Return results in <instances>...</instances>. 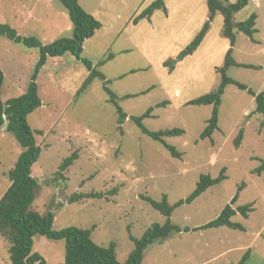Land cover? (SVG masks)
I'll return each instance as SVG.
<instances>
[{"label": "rangeland", "instance_id": "374dc122", "mask_svg": "<svg viewBox=\"0 0 264 264\" xmlns=\"http://www.w3.org/2000/svg\"><path fill=\"white\" fill-rule=\"evenodd\" d=\"M153 0H79L102 26L83 42L82 56L108 80L116 102L129 116L153 107L142 123L151 131L182 128L180 135L164 140L180 151L173 157L156 140L140 131L128 117L117 127V113L103 81L93 78L77 95L88 70L71 53L48 56L36 82L41 104L27 115L41 150L31 167L39 186L33 208L54 212L53 228L92 227L100 245L116 244L115 253L124 263L134 247L129 235L139 238L153 223L166 216L141 198L146 195L169 204L186 197L200 174L216 176L225 167L226 178L211 185L191 203L173 209L169 219L180 227H197L214 219L238 191L233 206L251 203L247 217L236 213L231 220L243 230L221 225L173 233L146 247L140 264H235L247 248L246 264H264V116L255 110V100L246 90L228 83L218 107V128L211 138H200L212 105L187 102L215 89L216 71L229 46L222 34V16L217 13L201 45L178 61L171 72L164 65L174 58L206 20V0H164L167 13L153 12L149 19L133 18ZM234 2L235 0H229ZM256 14L254 38L235 32L232 57L260 68L230 66L226 74L254 92H264V0H249L234 14L236 21ZM0 23H7L21 36H36L43 44L71 34V22L57 0H0ZM109 54L111 58L99 62ZM38 49L28 48L0 35V69L4 79L1 100L22 94L38 59ZM125 95H129L126 97ZM165 101V105L156 104ZM242 130L238 147L233 140ZM77 158L63 172L56 171L71 152ZM21 147L15 136L0 130V195L9 183ZM243 184L241 190L238 187ZM105 192V197L68 203L74 192ZM9 242L0 234V264H11ZM33 250L47 264H64V243L36 235Z\"/></svg>", "mask_w": 264, "mask_h": 264}, {"label": "trees", "instance_id": "16d2710c", "mask_svg": "<svg viewBox=\"0 0 264 264\" xmlns=\"http://www.w3.org/2000/svg\"><path fill=\"white\" fill-rule=\"evenodd\" d=\"M65 10L71 22V34L69 36H60L49 43L43 44L36 36H21L16 29L7 23H0V35H4L17 43H21L28 48L38 49V59L30 74L26 90L16 96L7 99L5 102L1 100V85L4 79L2 70L0 69V130L5 126L15 136L21 147L14 165L8 171L9 183L0 195V234L9 242L8 256L11 264H47L44 257L37 251L33 250L34 238L41 235L49 240H62L64 243V264H140L143 258V252L146 247L154 242H161L173 233L190 230H198L209 227H217L226 225L230 228L241 229L240 223L231 220L236 213L247 217L252 204H244L233 206L238 198V191L231 197L221 209L220 213L207 223L189 228L187 226L180 227L172 223L169 219L172 211L177 206L185 203H191L196 197L204 192L211 185L217 184L226 178L224 173L225 167H222L216 176L209 174H200L194 189L184 198L178 199L173 204H169L166 194L162 195L161 200L157 201L149 196L141 195V198L148 202L154 209L167 217L164 223H153L147 227L139 238L129 235L133 241L134 247L128 254L124 263L116 258L114 241H110L107 245L96 243L91 235L92 227L83 228L77 226H65L60 229L53 228L54 212L48 209L45 213H40L33 208L36 198V192L39 186L38 180L31 175V167L38 159L41 147L37 143L35 133L39 130H33L27 121V115L41 104L37 91V76L41 67L45 64L48 56H60L65 52L71 53L79 60L88 70L87 77L83 80L81 86L77 90L79 95L90 83V81L99 77L103 81V89L109 95V101L115 107L117 113V127L122 132V123L128 117L127 113L116 102V95L108 88V80L102 72L93 66L88 58L82 56L83 42L93 36L102 23L96 19L91 13L86 11L79 3V0H57ZM249 0H206L208 7V15L200 29L193 36L190 42L181 49L174 58H168L164 61V65L171 72L178 61L185 56L192 54L202 43L214 16L219 13L222 16V34L228 39V48L225 52L224 62L216 71L220 73V83L212 91L203 94L197 98L189 100L188 104L193 105H212L209 118L206 125L200 133V138H211L215 129L218 128V107L221 103V96L224 88L228 83L235 84L238 88L246 90L255 100V110L264 116V92H254L245 84L232 80L227 76L226 70L230 66H244L249 68H260L247 63L237 62L232 57L233 46L235 44V32H243L251 41L255 42L254 27L256 14L251 13L245 20L236 21L234 14L248 4ZM162 9L167 13L164 0H153L144 9H142L134 18L133 22L137 23L140 19H149L153 12ZM109 54L99 64L104 63L111 58ZM128 97L129 95H125ZM162 101L156 106L165 105ZM153 107H149L145 112L138 116H129L142 133L151 139L159 141L173 157L180 158L181 152L173 145L168 144L164 137L172 135H180L184 132L182 128H170L165 130L151 131L144 127L142 120L151 116ZM243 138V131L240 130L233 140L235 147H238ZM77 158V152L73 151L62 159L56 173L63 177V172ZM264 168V159L261 164L256 167L255 171L259 173ZM243 184L238 187L241 190ZM106 193L101 191L90 192H74L67 197V202L72 203L87 198L105 197ZM250 248L242 254L239 261L235 264H246L250 257Z\"/></svg>", "mask_w": 264, "mask_h": 264}, {"label": "crops", "instance_id": "0c3cea01", "mask_svg": "<svg viewBox=\"0 0 264 264\" xmlns=\"http://www.w3.org/2000/svg\"><path fill=\"white\" fill-rule=\"evenodd\" d=\"M68 16V15H67ZM71 29V28H70Z\"/></svg>", "mask_w": 264, "mask_h": 264}]
</instances>
